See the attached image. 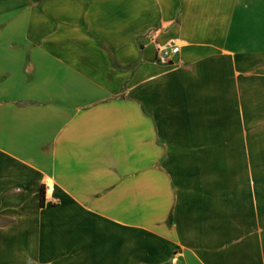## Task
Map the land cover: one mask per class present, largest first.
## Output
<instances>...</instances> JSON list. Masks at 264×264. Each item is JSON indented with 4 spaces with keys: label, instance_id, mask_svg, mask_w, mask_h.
<instances>
[{
    "label": "crops",
    "instance_id": "crops-1",
    "mask_svg": "<svg viewBox=\"0 0 264 264\" xmlns=\"http://www.w3.org/2000/svg\"><path fill=\"white\" fill-rule=\"evenodd\" d=\"M0 264H264V0H0Z\"/></svg>",
    "mask_w": 264,
    "mask_h": 264
},
{
    "label": "built area",
    "instance_id": "built-area-1",
    "mask_svg": "<svg viewBox=\"0 0 264 264\" xmlns=\"http://www.w3.org/2000/svg\"><path fill=\"white\" fill-rule=\"evenodd\" d=\"M155 45V60L158 63L165 64L169 62L171 56L178 51V46L173 43L172 40L164 42H157L155 39L152 40Z\"/></svg>",
    "mask_w": 264,
    "mask_h": 264
},
{
    "label": "trees",
    "instance_id": "trees-1",
    "mask_svg": "<svg viewBox=\"0 0 264 264\" xmlns=\"http://www.w3.org/2000/svg\"><path fill=\"white\" fill-rule=\"evenodd\" d=\"M43 187L41 186L38 193V205L41 207L43 205Z\"/></svg>",
    "mask_w": 264,
    "mask_h": 264
}]
</instances>
